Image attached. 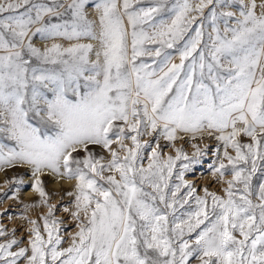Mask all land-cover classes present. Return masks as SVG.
Segmentation results:
<instances>
[{
    "label": "snow or ice",
    "instance_id": "6c2138e0",
    "mask_svg": "<svg viewBox=\"0 0 264 264\" xmlns=\"http://www.w3.org/2000/svg\"><path fill=\"white\" fill-rule=\"evenodd\" d=\"M205 135L223 196L184 178L208 145L175 141ZM14 165L48 206L46 238L28 219L12 251L0 228V264H264V0H0V168ZM45 170L75 181L68 237Z\"/></svg>",
    "mask_w": 264,
    "mask_h": 264
},
{
    "label": "rangeland",
    "instance_id": "374dc122",
    "mask_svg": "<svg viewBox=\"0 0 264 264\" xmlns=\"http://www.w3.org/2000/svg\"><path fill=\"white\" fill-rule=\"evenodd\" d=\"M198 0H192V3H197ZM247 2V0H245ZM145 6H147L145 4ZM88 16L90 19H96V13L94 8H88L87 10ZM60 43L64 46H67L70 42L65 40L64 38H56L55 40H43V39H35L33 41L36 46L43 48L44 46L51 45L52 43ZM75 41H72L74 43ZM80 42L82 43H95L94 41H88L87 39H82ZM92 59H95L94 54L91 56ZM178 62V59L176 60ZM143 139H149L147 136L143 137ZM242 142H250V138L241 137ZM161 143L165 142L161 140ZM193 144H198L201 148L205 145H208V150L203 157H201V163L193 166L194 170L185 173V179L191 183L193 186L197 188V194L203 195V189L205 187L208 188L209 192H215L217 195L223 196V189L227 186L223 181H221L218 176H214L211 171V166L214 163H218L217 156L215 153L217 152V146L219 144V152L222 154L223 146L221 142L215 140L214 137H200L197 136L194 140H177L175 141L176 147H182L183 150L191 156L194 149L192 147ZM96 151L99 154L107 157V153L102 149L97 148ZM166 153H171L175 155L174 151H172L171 147H166L164 149ZM231 155H235V152L232 149H229ZM80 155H83L81 153ZM123 155V153H121ZM147 163V161H145ZM179 161L177 162V166L179 165ZM226 163V161H225ZM30 167L27 165H14L12 167L0 168V228L6 230V233H13V229L15 232L13 235L19 241L18 245L13 246L12 251H15L17 247H26L28 246V239L30 234L31 225L28 223V219L36 220L40 226L41 232L43 233V220L40 217L44 216L48 212V206L41 203V197L39 193L33 194L31 197H27L22 194L24 189H30L31 180H26V178H30L33 176L32 171L29 170ZM17 177L20 180V184L16 185L13 183L12 178ZM40 178L42 181V186L47 195L48 205L55 206L54 209V218L62 221L60 227L62 228V232L60 235L62 237H68L71 232H74L75 223L70 215V213H66L64 211L65 207H70V202L74 199L73 197L68 196L66 193L73 191L75 181L69 180L70 183L64 184L58 188H53V175L50 171H42L40 173ZM35 177L33 178V180ZM62 178H60L61 181ZM231 179V173H226L224 176V180ZM8 183H5V181ZM32 180V181H33ZM67 179H63V181ZM27 181V182H26ZM255 182V181H254ZM30 185V186H29ZM6 193V194H5ZM15 193V196H13ZM255 200V197H253ZM6 202V204H4ZM211 201H209L210 203ZM15 205V206H13ZM25 205H31V207H25ZM5 206V207H4ZM13 208V209H11ZM15 208V209H14ZM17 208V209H16ZM32 209V210H31ZM17 210V211H16ZM13 217H12V215ZM16 217V218H15ZM20 217V218H19ZM27 217V219H26ZM23 218V220H21ZM12 219V220H11ZM19 220V221H18ZM19 224V225H18ZM45 238H46V234ZM11 235H6L0 237V242H3L5 239H11ZM69 243L68 239H65L63 242V247H66ZM23 264V261L20 262ZM192 264H198L197 261L193 260Z\"/></svg>",
    "mask_w": 264,
    "mask_h": 264
},
{
    "label": "bare ground",
    "instance_id": "6f19581e",
    "mask_svg": "<svg viewBox=\"0 0 264 264\" xmlns=\"http://www.w3.org/2000/svg\"><path fill=\"white\" fill-rule=\"evenodd\" d=\"M29 170H31V169H29ZM52 175H53V179L55 180V182H53V188H58V187H60L61 186V184L62 185H64V184H68V183H70L69 182V180L67 179L66 181L64 180L63 181V179H65V178H62L61 179V181H60V178L59 177H56L53 173H51ZM23 178L24 179H26V180H31V186H30V189L28 190V189H24L23 191H22V194L23 195H25V196H27V197H31L33 194H35L36 193V191L32 188V180H33V178H34V176H32V177H30V178H26V176H23ZM27 182V181H26ZM4 204H6V202L4 203ZM13 206H15V205H13ZM5 207V206H4ZM11 209H13V208H11ZM15 209V208H14ZM17 209V208H16ZM32 210V209H31ZM17 211V210H16ZM12 215V214H11ZM12 217H13V215H12ZM16 218V217H15ZM20 218V217H19ZM12 220V219H11ZM21 220H23V218L21 219ZM19 221V220H18ZM19 225V224H18Z\"/></svg>",
    "mask_w": 264,
    "mask_h": 264
}]
</instances>
